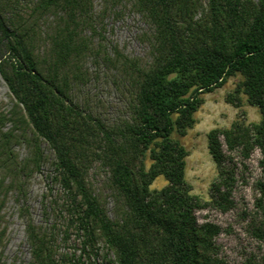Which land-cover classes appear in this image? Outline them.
<instances>
[{"label": "trees", "instance_id": "16d2710c", "mask_svg": "<svg viewBox=\"0 0 264 264\" xmlns=\"http://www.w3.org/2000/svg\"><path fill=\"white\" fill-rule=\"evenodd\" d=\"M127 13L149 28L144 58L107 35L106 20ZM237 74L236 93L262 120L209 134L219 176L206 202L192 194L189 154L173 135L185 137L201 96ZM0 76L10 100L0 110V264L10 201L26 223L30 264H226L221 227L197 213L235 208V156L245 163L259 152L264 170V0H0ZM102 78L120 94L117 118L82 95ZM47 165L46 225H37L29 191ZM159 177L167 186L152 190ZM258 187L254 233L264 243V181Z\"/></svg>", "mask_w": 264, "mask_h": 264}, {"label": "rangeland", "instance_id": "374dc122", "mask_svg": "<svg viewBox=\"0 0 264 264\" xmlns=\"http://www.w3.org/2000/svg\"><path fill=\"white\" fill-rule=\"evenodd\" d=\"M100 9V7H97ZM108 37L117 43L123 52L130 57H146L149 47L146 44L148 26L139 15L125 14L122 18L110 17L106 20ZM244 81L241 74L230 78L228 82L211 93H204L201 98L203 104L195 113L196 124L188 131L185 137L177 133L173 135L175 140L188 151L186 159V180L192 186L193 195L202 200L211 201V188L218 179V166L214 162L209 151V134L214 130L230 129L235 122L246 125L258 124L262 120V114L258 107L249 103L247 95L241 89H237ZM89 92L104 102L110 118L119 116L122 107L120 94L110 81L94 83L82 92ZM10 106L8 88L0 76V110H8ZM22 158L26 155L24 148L19 149ZM262 156L256 152L249 161L243 163L241 158L235 156L234 164L237 184L233 198L235 208L228 213L215 210H206L197 213L200 224L211 222L221 227V234L217 238L220 247L221 258L226 264H244L250 258L264 259V243L255 236V226L258 219L257 201L261 192L258 182L264 181V170L260 165ZM152 161H146L147 169H150ZM245 165V166H244ZM50 168L45 166L42 175L34 178L29 191L30 213L37 225H46L44 217L43 198L47 193V179ZM94 182L97 190H103L106 175L102 170L93 171ZM164 177L157 178L151 186L152 190H161L167 186ZM104 193H108L104 190ZM108 213L113 216V202L108 203ZM8 240L4 248L5 264H30L31 250L26 234V223L19 215V206L10 201L7 207ZM53 220L49 221L51 224ZM71 252L77 244H70ZM77 256L80 252L76 251Z\"/></svg>", "mask_w": 264, "mask_h": 264}]
</instances>
